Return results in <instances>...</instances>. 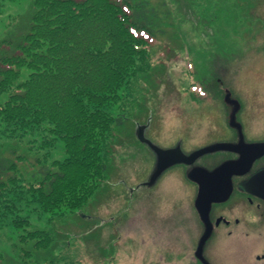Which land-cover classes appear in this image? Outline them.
Instances as JSON below:
<instances>
[{
	"label": "trees",
	"instance_id": "obj_1",
	"mask_svg": "<svg viewBox=\"0 0 264 264\" xmlns=\"http://www.w3.org/2000/svg\"><path fill=\"white\" fill-rule=\"evenodd\" d=\"M153 17L140 0H34L1 40L0 95L8 98L0 104V138L22 143L42 134L27 140L29 154L16 146L0 157V223L11 215L21 240L51 239L40 225L44 215L51 224L76 211L106 179L100 138L114 119L104 104L153 65ZM23 67L30 76L18 82ZM60 139L62 161L52 152ZM29 161L26 174L21 164Z\"/></svg>",
	"mask_w": 264,
	"mask_h": 264
},
{
	"label": "rangeland",
	"instance_id": "obj_2",
	"mask_svg": "<svg viewBox=\"0 0 264 264\" xmlns=\"http://www.w3.org/2000/svg\"><path fill=\"white\" fill-rule=\"evenodd\" d=\"M140 1L153 9L156 37H149L152 56L147 58L154 63L121 88L113 101H107L111 103L104 104L105 113L113 116L114 121L111 132L107 124L100 138V146L105 149L102 148L101 155L108 163L103 185L82 207L55 218L51 224L44 215L40 225L50 227L48 230L54 233L51 239L21 240L11 215H7L3 225L0 223V264H148L142 215L148 212L151 216L155 206L145 211L144 203H151L152 196L145 197L149 194L142 178L153 162L147 152L140 153L135 148L136 124L145 123L153 114L169 129L183 127V121L201 114L206 120L210 108L193 111L187 89L194 83L198 88L201 83H215L217 80L211 79L217 76H226V82L239 91L257 90L264 98V74L260 75L264 72V53L257 47V42L264 40V27L258 29L257 35L252 30L256 18H264V0H258L257 9L256 0ZM33 2H2L0 42L19 18L29 13ZM30 72L23 67L18 82L27 79ZM234 76L238 77L236 82ZM199 91L194 93L199 95ZM7 96L1 93L0 104ZM41 135L37 131L33 136L39 139ZM33 136H26L22 143L1 137L0 157L12 155L16 146L29 154L27 140ZM52 152L54 158L65 160V141L58 140ZM21 168L29 174L30 161L21 164ZM173 189L184 191L185 186L178 183ZM160 205L164 209L165 204ZM159 214L163 217L162 212ZM36 216L33 214L35 221ZM191 249L187 254L182 251L181 258L178 255L163 264H174L178 259L181 262L185 257L189 260Z\"/></svg>",
	"mask_w": 264,
	"mask_h": 264
},
{
	"label": "flooded vegetation",
	"instance_id": "obj_3",
	"mask_svg": "<svg viewBox=\"0 0 264 264\" xmlns=\"http://www.w3.org/2000/svg\"><path fill=\"white\" fill-rule=\"evenodd\" d=\"M258 4L256 0V9ZM263 19L256 18L252 28L256 35L264 27ZM257 47L264 53V40ZM226 79L217 76L211 79L215 83H201L205 91L200 96L192 93L195 86L187 89L193 111L210 108L206 120L201 114L183 121V127L169 129L153 114L145 123H137L135 148L147 152L153 162L142 178L149 194L145 197L152 196L151 203H144L145 211L155 206L151 216L142 215L148 264L181 258L189 247V260L185 257L174 264H264V98L250 88L239 91ZM212 146L217 150L174 163L151 182L160 162L159 149H180L190 156ZM218 170L214 191L200 200V181H211L209 174ZM178 183L184 191L173 189ZM157 199L162 202H153Z\"/></svg>",
	"mask_w": 264,
	"mask_h": 264
},
{
	"label": "water",
	"instance_id": "obj_4",
	"mask_svg": "<svg viewBox=\"0 0 264 264\" xmlns=\"http://www.w3.org/2000/svg\"><path fill=\"white\" fill-rule=\"evenodd\" d=\"M143 130H144V127H141L140 128L141 137H143L142 135ZM213 150H217V146L207 147L205 149L197 150L191 156H186L182 153L180 149H174V148L170 150L159 149L158 155H159L160 162H159L157 171L152 176L151 182L154 181L163 172L164 168L170 165H173L174 163H177V162L193 161L194 159H196V156L206 153L207 151H213ZM206 187L204 186L203 190L201 189L202 193H201L200 199L205 198L210 194V187H209V191L207 190Z\"/></svg>",
	"mask_w": 264,
	"mask_h": 264
}]
</instances>
